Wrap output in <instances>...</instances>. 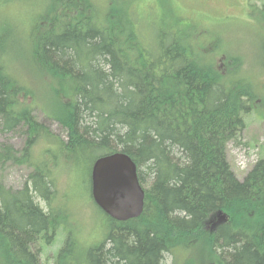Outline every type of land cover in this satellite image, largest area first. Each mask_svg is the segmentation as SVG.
Wrapping results in <instances>:
<instances>
[{"label": "trees", "instance_id": "trees-1", "mask_svg": "<svg viewBox=\"0 0 264 264\" xmlns=\"http://www.w3.org/2000/svg\"><path fill=\"white\" fill-rule=\"evenodd\" d=\"M124 2L0 0V10L36 5L21 30L0 21V124L24 145L0 143V167L30 168L20 189L0 180L1 245L20 264H40L39 247L64 226L58 230L56 210L46 212L38 200L51 206L56 197L55 165H90L91 182L98 157L123 152L138 167L143 213L116 221L97 206L104 240L79 247L65 232L56 263L168 264L172 254L178 264L177 253L197 249L218 264H264V150L243 179L228 159L259 88L215 37L199 42L195 24L164 6L147 13ZM255 13L264 25V1ZM18 58L43 83L40 98L12 69ZM36 112L68 137L52 133ZM41 140L52 144L36 162Z\"/></svg>", "mask_w": 264, "mask_h": 264}, {"label": "rangeland", "instance_id": "rangeland-1", "mask_svg": "<svg viewBox=\"0 0 264 264\" xmlns=\"http://www.w3.org/2000/svg\"><path fill=\"white\" fill-rule=\"evenodd\" d=\"M93 1L99 7H104L119 0ZM123 1H125L124 4H120V6L129 5L132 8H137L139 12L160 13L163 6L167 7L174 14L172 16H180L182 20L195 24L200 33L199 42L207 46L211 38L215 37L223 56L239 57L240 68L259 88L253 111L247 117V126L243 131L241 143L230 142L228 145L229 162L238 178L243 179L262 156L264 150V66L261 65L263 59V44L261 42H264V25H261L262 22L258 20V15L255 13V7L262 6L264 0ZM35 8L36 5L33 4L29 5L27 9L22 6L18 8L10 6L1 9L0 21L3 19V21L11 22L16 25L18 30H21L23 21L29 15L28 11L33 12ZM146 19L147 17L144 16L142 20ZM167 20H172V17H168ZM262 21L264 22V20ZM145 32L152 34L150 29ZM14 60L12 61V69L34 90L39 91L40 98L43 89L41 80L21 58ZM36 115L52 133L59 137H68L67 128L62 127L57 121L47 118L42 112H36ZM0 143L11 144L20 150L24 146L22 145V137L13 132L3 131L1 124ZM50 144L52 143L47 140L39 141L33 148V161L37 162L42 159L44 149ZM66 163L63 159L53 169L52 177L56 197L51 201V206L38 199L46 212H49L51 207L56 210L55 217L59 223L58 230L64 225L62 232L57 234L56 239H51L44 251L41 250L42 247H39L40 264H58L55 262L57 259L54 258V255L63 244L61 237L66 238L68 236L65 232L71 233L70 236L75 237L79 247L82 244L100 243L107 233L105 215L97 207L91 196L90 165L87 168L85 166L81 168ZM29 171L30 168L26 164L11 162L2 168L0 167V180L9 188L20 189L28 180ZM29 184L31 185V183ZM1 244L0 242V264H20L13 256L12 251ZM81 251L78 250V253ZM182 252L177 253L180 260L178 264H218L205 251L191 249L188 252ZM167 257L168 264H172L173 255L169 254Z\"/></svg>", "mask_w": 264, "mask_h": 264}, {"label": "water", "instance_id": "water-1", "mask_svg": "<svg viewBox=\"0 0 264 264\" xmlns=\"http://www.w3.org/2000/svg\"><path fill=\"white\" fill-rule=\"evenodd\" d=\"M92 196L111 218L128 221L144 211L145 190L140 184L138 167L126 153L98 157L92 167Z\"/></svg>", "mask_w": 264, "mask_h": 264}]
</instances>
